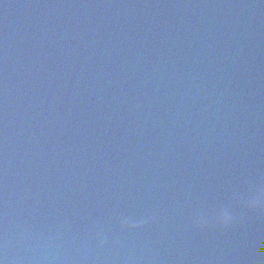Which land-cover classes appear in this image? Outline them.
<instances>
[{
  "label": "water",
  "instance_id": "water-1",
  "mask_svg": "<svg viewBox=\"0 0 264 264\" xmlns=\"http://www.w3.org/2000/svg\"><path fill=\"white\" fill-rule=\"evenodd\" d=\"M0 264H264V0H0Z\"/></svg>",
  "mask_w": 264,
  "mask_h": 264
}]
</instances>
